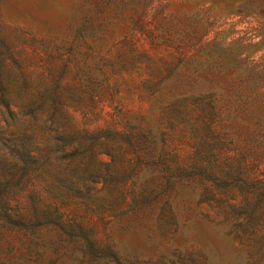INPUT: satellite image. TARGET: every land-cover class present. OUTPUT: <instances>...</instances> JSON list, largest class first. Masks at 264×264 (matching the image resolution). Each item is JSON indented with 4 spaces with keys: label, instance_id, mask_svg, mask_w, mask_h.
I'll list each match as a JSON object with an SVG mask.
<instances>
[{
    "label": "rangeland",
    "instance_id": "rangeland-1",
    "mask_svg": "<svg viewBox=\"0 0 264 264\" xmlns=\"http://www.w3.org/2000/svg\"><path fill=\"white\" fill-rule=\"evenodd\" d=\"M0 21V52L14 49L31 81L51 83L69 66L65 81L76 102L71 125L56 121L45 126L51 131H38L40 147L54 162L49 172L33 176L11 157L10 130L18 126L27 141L37 128L20 126L0 107V264L162 261L189 250L206 264H264V210L211 208L193 186L175 189L169 204L143 206V187L159 190L162 180L144 168L131 170L126 153L117 162L125 147L109 139L105 148L90 132L121 128L125 113L157 127L191 161L204 123L213 119L209 104L179 102L175 114L164 108L171 100L167 89L152 92L155 84L148 85L190 79L186 93L206 99L220 92L219 84L231 94L227 81L234 79L264 94V0H0ZM79 77L91 82L88 87ZM81 129L89 132L77 140L72 134ZM240 200L236 194L233 202ZM250 213L251 224L241 227ZM252 227L258 231L235 233Z\"/></svg>",
    "mask_w": 264,
    "mask_h": 264
},
{
    "label": "trees",
    "instance_id": "trees-1",
    "mask_svg": "<svg viewBox=\"0 0 264 264\" xmlns=\"http://www.w3.org/2000/svg\"><path fill=\"white\" fill-rule=\"evenodd\" d=\"M3 41L0 21V43ZM71 58L75 59L74 52ZM67 71L69 66L61 70L59 74H53L51 83H45L44 80L31 81L26 75L25 64L16 56L14 49L7 48L4 52H0V107H4L8 113L16 116L20 126L24 127V123H27L29 127L37 128L28 135L27 141H24L23 133L17 131L18 126H15V123L8 124L9 129L15 126L13 130H10L12 135L10 140L13 142L11 157L21 164V172H26L29 176L49 172L45 168L54 162L53 153L40 147L37 141L38 131L45 134L51 127H45L48 123L62 121L64 124L71 125L70 108L76 102L74 94L68 92L73 86L65 81ZM169 81L164 82V79L160 78L157 83L148 85L149 87L155 84V87L150 88L152 92L167 89L171 100L164 105V108L176 114L179 102H189L196 108H200L202 103H208L213 115L211 122L204 123L205 133L196 144L193 157H190L191 161L187 162L180 156L167 143L157 127L150 123H142L141 120L129 117L125 113H121L122 118L119 120L121 128L117 124H110L107 128L98 127L90 131L94 140L105 148H108L109 139L121 144L125 147V152L117 151V162L122 163L120 159L126 153L125 155L130 157L124 160L131 166V170L144 168L153 174L155 181L162 180L160 184L163 187L159 190L152 187L151 183L143 187L139 193L143 206L150 208L153 205L157 206L158 203L169 204L175 189L193 186L200 190V202L207 203L211 208L218 209L225 203L230 208H235L239 204L257 213L263 211L264 135L261 132H264L262 128L264 127L262 118L264 117V94L256 92L260 86L256 88L250 81L230 79L227 85L232 88L231 94H225V87L219 84L217 87L220 88V92L206 93V99H204V97L186 93V90L190 91L193 82L190 79L176 78ZM80 82L82 86L85 84L87 87L91 83L81 78ZM185 86L188 89H184ZM235 87L239 89L236 91ZM14 88L16 92L13 91ZM248 90L252 93H248ZM64 92L70 95L66 96ZM11 107L16 108L18 112ZM226 110H230V114L225 116L223 112ZM82 114L88 125L91 119L90 112L84 110ZM59 126H63L62 123L56 128ZM87 132L89 131L76 130L72 136L78 140ZM99 151L115 156L111 150ZM98 152H93L92 157L99 154ZM168 190L172 191L167 192ZM236 194L241 196L239 203L233 202ZM37 198L42 200L40 193ZM259 217H261L260 213ZM251 221L250 213L244 216L239 225L244 228L250 225ZM257 231L256 227H252L251 230L241 229L235 233L243 236L248 232L252 234ZM115 260L118 264H206L204 256L194 250H189L185 254L178 253L174 260L154 261L139 258L124 262L117 258Z\"/></svg>",
    "mask_w": 264,
    "mask_h": 264
}]
</instances>
